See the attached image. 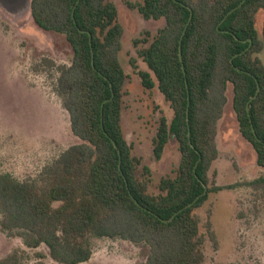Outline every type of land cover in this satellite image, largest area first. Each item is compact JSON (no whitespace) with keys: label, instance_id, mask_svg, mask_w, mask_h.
<instances>
[{"label":"trees","instance_id":"1","mask_svg":"<svg viewBox=\"0 0 264 264\" xmlns=\"http://www.w3.org/2000/svg\"><path fill=\"white\" fill-rule=\"evenodd\" d=\"M242 1L126 3L145 21L165 22L154 36L143 32L132 41L148 69L137 71L141 86L156 88L172 112L170 121L163 114L158 119L153 157L162 159L171 138L180 155L153 194L151 170L134 155L122 127L129 77L118 59L123 28L115 5L31 0L34 25L64 37L70 49L69 65L56 67L54 92L79 142L33 180L19 182L0 173V231L20 238L28 250L15 249L0 264H87L93 239L145 246L142 264H205L203 247L207 239L215 242V234L197 211L222 189L209 173L218 157L217 125L229 86L239 133L264 169V66L255 57L264 47V23L262 40L255 29L264 0H246L228 15ZM135 62L130 65L137 70ZM44 66L51 69L54 63L42 58L37 68ZM258 183L264 179L250 185Z\"/></svg>","mask_w":264,"mask_h":264},{"label":"rangeland","instance_id":"2","mask_svg":"<svg viewBox=\"0 0 264 264\" xmlns=\"http://www.w3.org/2000/svg\"><path fill=\"white\" fill-rule=\"evenodd\" d=\"M110 1L123 28L118 59L129 77L124 86L122 127L134 155L151 170L150 192L155 194L159 180L171 175L180 155L175 139L171 138L162 159L157 162L153 157L151 140L158 119L163 114L170 121L172 112L156 88L146 91L141 86L137 71L148 69L137 58L132 41L143 32L154 36L165 22L145 21L126 7L127 2L138 0ZM263 23L264 12L259 11L255 29L261 40ZM255 57L264 66V47ZM42 58L53 62L55 67L37 68ZM70 58L64 37L38 29L30 13L16 18L0 7V173L19 182L33 180L44 167L79 142L54 92L56 67L68 66ZM131 59L136 60L137 70L131 67ZM226 99L217 125L218 157L209 173L210 177L215 175L216 186L222 189L210 194L197 211L203 224L210 220L215 234V242L207 239L203 247L205 264H264V184L250 185L264 179V169L256 165L255 152L239 133L231 86ZM91 246L92 258L87 264H142L148 256L145 246L122 240L93 239ZM15 249L28 251L20 238L7 237L0 231V259Z\"/></svg>","mask_w":264,"mask_h":264},{"label":"water","instance_id":"3","mask_svg":"<svg viewBox=\"0 0 264 264\" xmlns=\"http://www.w3.org/2000/svg\"><path fill=\"white\" fill-rule=\"evenodd\" d=\"M246 0H243L239 6H237L236 8H234L233 10H231L228 15H231L233 12H235L238 8H240L244 3H245ZM0 7L4 10V12H6L9 16H14V17H22V16H25L27 15L28 13H31V0H0ZM192 19V13L190 14V18H189V21L185 27V30L181 36V39H180V45H181V40L185 34V31L190 23ZM250 45H251V41H249ZM179 52H180V57H181V46L179 48ZM259 93V86L257 85V91H256V95L254 98H256V96L258 95ZM112 98H113V95H112ZM111 98V99H112ZM110 101V100H109ZM109 101H106L105 103L109 102ZM114 147L116 148L115 144H113ZM207 192V187L204 186V194L205 195ZM199 199V198H197ZM197 199L195 201H197ZM195 202H193L192 204L186 206V208H189L191 207ZM182 210H180L178 213H180ZM177 213V214H178ZM175 214V215H177Z\"/></svg>","mask_w":264,"mask_h":264}]
</instances>
